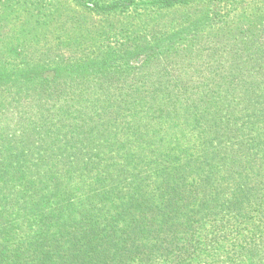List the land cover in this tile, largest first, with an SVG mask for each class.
<instances>
[{
    "label": "trees",
    "instance_id": "16d2710c",
    "mask_svg": "<svg viewBox=\"0 0 264 264\" xmlns=\"http://www.w3.org/2000/svg\"><path fill=\"white\" fill-rule=\"evenodd\" d=\"M18 3L0 264H264V0Z\"/></svg>",
    "mask_w": 264,
    "mask_h": 264
},
{
    "label": "rangeland",
    "instance_id": "374dc122",
    "mask_svg": "<svg viewBox=\"0 0 264 264\" xmlns=\"http://www.w3.org/2000/svg\"><path fill=\"white\" fill-rule=\"evenodd\" d=\"M20 1H23V0H8V4L9 5V10L7 9L6 11L9 12V16L10 18L8 19V22H9V26H10V29L12 30H29L31 29L32 27L31 26H28V25H24L23 26V21L24 19L30 14L32 13L33 14V11H31L30 13H27L25 12L24 10L27 9V4L24 3H21L19 4L18 2ZM27 2V1H25ZM29 2V1H28ZM18 3V4H17ZM6 9V7H3V9H1V12L4 11ZM32 10H33V5H32ZM31 21L33 22V15L30 16ZM29 18V20H30ZM32 24V23H31ZM4 46V45H2Z\"/></svg>",
    "mask_w": 264,
    "mask_h": 264
}]
</instances>
